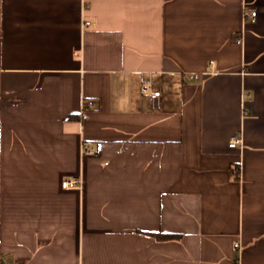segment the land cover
Returning a JSON list of instances; mask_svg holds the SVG:
<instances>
[{
	"label": "crops",
	"instance_id": "1",
	"mask_svg": "<svg viewBox=\"0 0 264 264\" xmlns=\"http://www.w3.org/2000/svg\"><path fill=\"white\" fill-rule=\"evenodd\" d=\"M0 264H264V0H0Z\"/></svg>",
	"mask_w": 264,
	"mask_h": 264
},
{
	"label": "built area",
	"instance_id": "2",
	"mask_svg": "<svg viewBox=\"0 0 264 264\" xmlns=\"http://www.w3.org/2000/svg\"><path fill=\"white\" fill-rule=\"evenodd\" d=\"M257 11L250 9V8H245V12H244V20L245 22H256L257 20ZM89 23H87L86 25H88ZM242 38L241 39H237V43L238 44H242ZM192 79H198L199 76L198 75H191L190 76ZM143 92L144 93H148L149 94V99L151 101V103L153 104V106H155L158 109L162 108L163 105V89L161 87H158V89H154L151 86H144L143 87ZM94 107V103L93 101H88L85 104V109H92ZM242 140L240 136H235L234 138H232L229 142V146L231 148H235L237 147L239 144H241ZM85 151L92 153L93 149L90 146H85ZM63 188L65 189H81L83 186V181L81 178H67L63 183H62ZM235 247H239V244H236Z\"/></svg>",
	"mask_w": 264,
	"mask_h": 264
},
{
	"label": "trees",
	"instance_id": "3",
	"mask_svg": "<svg viewBox=\"0 0 264 264\" xmlns=\"http://www.w3.org/2000/svg\"><path fill=\"white\" fill-rule=\"evenodd\" d=\"M153 236L159 240H167L177 238L175 235H167V234H153Z\"/></svg>",
	"mask_w": 264,
	"mask_h": 264
}]
</instances>
